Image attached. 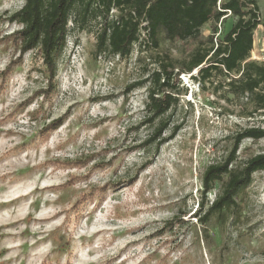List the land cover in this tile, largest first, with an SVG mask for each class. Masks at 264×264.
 <instances>
[{
    "label": "rangeland",
    "instance_id": "1",
    "mask_svg": "<svg viewBox=\"0 0 264 264\" xmlns=\"http://www.w3.org/2000/svg\"><path fill=\"white\" fill-rule=\"evenodd\" d=\"M24 3L0 0V264H264V170L225 221L213 217L205 232L195 217L206 167L232 151L242 129L264 128V110L227 90L230 76L204 83L199 68L183 70L194 53L207 55L214 27L223 37L236 17H211L197 39L160 31L158 48L121 56L96 52L100 17L72 14L47 98L36 95L48 77L40 50L2 76L20 54L13 35L22 25L10 18ZM258 5L249 59L264 62V0ZM161 63L180 70L179 101L164 116L167 140L139 148L154 124L143 121L149 82L133 84ZM57 118L61 126L44 136ZM263 151L264 137L243 139L234 166ZM176 215L183 222L172 223Z\"/></svg>",
    "mask_w": 264,
    "mask_h": 264
},
{
    "label": "trees",
    "instance_id": "2",
    "mask_svg": "<svg viewBox=\"0 0 264 264\" xmlns=\"http://www.w3.org/2000/svg\"><path fill=\"white\" fill-rule=\"evenodd\" d=\"M113 9L116 11L113 12ZM229 11L230 15L236 17L229 31L223 37L219 33L215 38L218 32L215 26L214 34L209 37L207 55L194 53L183 70L191 72L199 68L200 80L204 83L215 74L230 76V80L225 83L227 90L236 97H247L255 104L257 111L264 110V62L249 59L255 30L261 24L258 0H25L24 5L10 18L22 25L13 35L14 45L20 54L2 71V76L5 80L26 52L40 50L48 77L47 87L36 95L51 97L57 88L55 78L67 45L68 24L72 14L83 23L91 13L95 18H101V28L97 33V53L102 55L108 51L129 56L136 46L138 51L158 48L160 31L169 38L197 39L202 34V26L211 17L218 23ZM143 22L147 24L143 26ZM142 30L147 31L146 36H143ZM204 63L207 66H203ZM178 72L175 73L172 64L161 63L149 77L133 84L136 87L149 82L143 121L154 124L153 131L139 148L149 144H156L159 148L167 140L163 132L169 128L170 119L164 116L179 101V83L173 81ZM219 87L223 88L224 85L220 83ZM62 122V118H57L46 125L42 130L44 136L49 137ZM263 137L264 128L245 127L237 134L232 151L223 160L206 167L202 175L203 198L195 211V217L204 226L205 232H208L207 225L213 217L225 221L229 214L239 209L240 194L250 186L254 173L264 170V151L234 166L242 140ZM221 181L218 193L210 202L208 193ZM107 189V186L103 187L102 193ZM76 206V209L81 207ZM182 216L176 215L172 223L179 220L183 222Z\"/></svg>",
    "mask_w": 264,
    "mask_h": 264
},
{
    "label": "built area",
    "instance_id": "3",
    "mask_svg": "<svg viewBox=\"0 0 264 264\" xmlns=\"http://www.w3.org/2000/svg\"><path fill=\"white\" fill-rule=\"evenodd\" d=\"M115 11H116V9H113V12H115ZM229 13L231 14L230 11H229ZM146 24H147L146 22H143V23H142L143 26H145ZM146 32H147L146 30H142V34H143V36H146V34H147Z\"/></svg>",
    "mask_w": 264,
    "mask_h": 264
}]
</instances>
